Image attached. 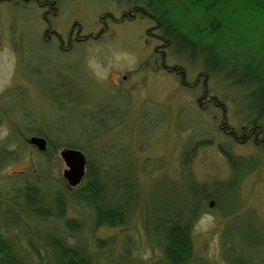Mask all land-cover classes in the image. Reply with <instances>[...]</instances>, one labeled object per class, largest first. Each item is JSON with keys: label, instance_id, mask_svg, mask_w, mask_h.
Segmentation results:
<instances>
[{"label": "rangeland", "instance_id": "obj_1", "mask_svg": "<svg viewBox=\"0 0 264 264\" xmlns=\"http://www.w3.org/2000/svg\"><path fill=\"white\" fill-rule=\"evenodd\" d=\"M57 6V15L50 20L60 34L66 37L77 22L83 34L97 37L76 43L64 53L56 37H47L48 23L37 4L0 3V151L17 154V159L0 168V229L25 262L37 263L28 249L26 233L38 240L47 230H55L59 221L45 224L24 217L16 227H5L3 212L11 206L10 189L20 176L24 183L30 178L40 185L51 205L67 167L60 151L43 155L30 144L31 137L38 136L34 132L43 127L58 134L66 131L65 139L81 141L85 155L95 162L105 161L110 173L123 178L134 174L139 196L130 223L96 232L101 237H115L101 264L162 261V251L150 238L149 227L155 229L184 212L196 214L189 188L193 181L213 192L217 184L230 178L228 158L220 145L234 155L255 159L257 167L234 191L231 205L235 214L225 217L217 204L210 206L212 199L198 197L201 201L192 222L193 253L188 264H229L224 254L227 231L232 232L238 249L245 233L251 238L246 245L258 244V250L247 252H264V150L252 140L232 142L220 130L222 109L209 97L202 98L201 86L185 88L175 73L162 67V52L155 50L159 40L147 33L153 26L151 20L131 15L117 22L127 7L114 0H57ZM166 59L170 65L185 67L188 80L197 78L198 66L191 67L171 54ZM208 86L211 95L224 100L227 124L239 131L244 123L239 107L246 109L248 99L242 95L241 101L216 78ZM64 95L76 100L61 99ZM232 96L238 98L239 107ZM59 105L64 106L59 109ZM200 140L208 142L185 161V150ZM29 172L33 176L27 177ZM68 203V216L80 217L82 209L69 197ZM82 236L92 248L90 224ZM36 248L50 264L48 248L41 241Z\"/></svg>", "mask_w": 264, "mask_h": 264}, {"label": "trees", "instance_id": "obj_2", "mask_svg": "<svg viewBox=\"0 0 264 264\" xmlns=\"http://www.w3.org/2000/svg\"><path fill=\"white\" fill-rule=\"evenodd\" d=\"M114 1L127 7L121 18H116L117 22L131 18V15L143 16L152 21L153 26L147 33L159 40L156 48L162 52L161 59L164 58L167 65L163 68L166 67L165 70L175 73L185 88L193 90L201 86L202 98L209 97L215 107L222 109L224 118L220 130L225 132L232 142L243 143L248 136H258V141L254 143L256 147L264 150V0ZM55 2L51 7L53 12L58 10L57 0ZM167 52L191 67L198 66L200 70L197 78L190 81L186 77L185 67L168 64ZM212 78L225 82L231 94H237L240 99L243 95L248 99L247 108L241 109L237 105L238 98L232 96V102L244 114L245 124L242 123L239 131L227 124L224 100L218 99L217 95H211L208 82ZM58 92L61 95V90ZM61 99L76 100L70 95H64ZM63 106L59 105L58 108L62 109ZM34 133L47 140L46 150L39 149L43 155L57 154L67 147L84 150L81 141L65 139L66 131L59 130L58 134L57 131L52 132L43 127ZM207 142L200 140L192 148L190 146L189 150L186 149L185 161L189 162L192 157H188L194 155L196 149ZM220 147L228 158L230 178L217 184L215 190L212 188L213 192H209L211 190H208L206 185L193 181L189 188L192 200L195 201L196 214L191 216L184 212L175 218H169L167 222L159 223L155 229L149 227L150 238L157 243L163 254V260L155 264L189 263L193 253L192 222L201 201L198 197L204 195L207 199L214 200L225 217L235 214V208L231 205V202L235 201L234 191L238 183L257 167V161L234 155L224 145ZM0 155V168L5 163L17 159L16 152L12 151H0ZM31 176L33 175L29 172L27 177ZM22 180L20 176V184L17 181L15 187L10 189L11 206L4 209V226L14 228L24 217L45 224L52 220L59 221V225L54 226L55 230H47L38 237L50 251V264H101L104 251L112 246L115 237H101L96 235V232L105 228L128 226L139 196L134 174L126 178L114 175L110 173L105 161L95 162L88 157L86 174L80 184L70 187L64 178L63 185L59 186L53 195L51 205L39 184L31 182L30 178L25 183ZM68 197L73 205L82 209L80 217L68 216ZM87 223L94 234L92 248L82 236ZM245 227L249 228L248 225ZM254 228L253 226V232L256 231ZM231 234L232 232L228 234L227 231L225 236L224 254L229 264H264V252H247L251 248L258 250L257 241L246 245L245 241L251 238L243 233V244L241 249H238ZM26 235L28 249L36 258V264H47L43 261L39 248H36V242L39 241L33 238L35 235L30 232ZM261 240L263 242L262 238ZM0 264H27L2 229Z\"/></svg>", "mask_w": 264, "mask_h": 264}, {"label": "flooded vegetation", "instance_id": "obj_3", "mask_svg": "<svg viewBox=\"0 0 264 264\" xmlns=\"http://www.w3.org/2000/svg\"><path fill=\"white\" fill-rule=\"evenodd\" d=\"M18 4V3H22L24 2L25 4H30V3H35L37 4L40 8L43 9V16L46 20V22L48 23V28L46 30V35L48 38H57V42H58V48L59 50L65 52H68L69 50H71L74 45H76V43L79 42H83L85 40H87L88 38L91 37H97L94 36L92 34H83L82 32V26L81 24L79 25L77 22L72 23L71 28L69 29V33L67 34L66 37H64L62 34H60V32L55 28H53L52 26V20H50L52 15H57V11H52L53 9L51 8L52 6H54V4L56 3L55 0H0V3H14ZM50 13V16H49ZM77 24V26H76ZM50 41V40H49ZM2 43L0 42V49H1ZM155 50L157 51V48H155ZM165 60L164 58H162L161 61V65L163 66H167L165 65ZM166 68V67H165ZM194 85V82H192ZM252 140L253 142H257L258 141V136H254V137H249L246 139V141H250Z\"/></svg>", "mask_w": 264, "mask_h": 264}, {"label": "water", "instance_id": "obj_4", "mask_svg": "<svg viewBox=\"0 0 264 264\" xmlns=\"http://www.w3.org/2000/svg\"><path fill=\"white\" fill-rule=\"evenodd\" d=\"M31 143L37 145L40 150L47 148V140L41 136H33ZM60 155L67 167L63 171V176L70 187H76L80 184L86 174L87 158L85 154L78 148H63ZM212 200L210 206H214Z\"/></svg>", "mask_w": 264, "mask_h": 264}, {"label": "bare ground", "instance_id": "obj_5", "mask_svg": "<svg viewBox=\"0 0 264 264\" xmlns=\"http://www.w3.org/2000/svg\"><path fill=\"white\" fill-rule=\"evenodd\" d=\"M83 153H84V151L82 150V149H80ZM85 154V153H84ZM86 156V155H85ZM86 158H87V156H86Z\"/></svg>", "mask_w": 264, "mask_h": 264}]
</instances>
